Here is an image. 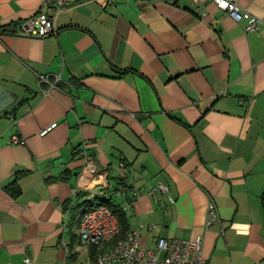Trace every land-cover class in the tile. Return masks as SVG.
Returning a JSON list of instances; mask_svg holds the SVG:
<instances>
[{"label":"crops","instance_id":"0c3cea01","mask_svg":"<svg viewBox=\"0 0 264 264\" xmlns=\"http://www.w3.org/2000/svg\"><path fill=\"white\" fill-rule=\"evenodd\" d=\"M103 4L74 0L35 37L21 25L43 0H0V86L18 97L0 111V264H97L78 235L62 244L83 148L109 189L141 192L142 246L202 236L208 264H264V0L240 2L253 31L212 0Z\"/></svg>","mask_w":264,"mask_h":264},{"label":"built area","instance_id":"2783aa9c","mask_svg":"<svg viewBox=\"0 0 264 264\" xmlns=\"http://www.w3.org/2000/svg\"><path fill=\"white\" fill-rule=\"evenodd\" d=\"M74 0H43L42 9L38 15L21 25L23 34L35 37H47L56 33V15L66 9ZM103 5H108L112 0H98ZM177 3L178 0H164ZM197 1V0H196ZM219 8L226 11L237 22L247 20V31H253L261 24V19L247 11H243L241 0H212ZM48 9H53L51 14ZM48 81L46 77L42 82ZM57 122L52 123L42 131L46 134L55 128ZM13 143L21 142V137L14 135ZM84 167L80 175L78 191L75 198L65 210L63 222V246L69 250V234L78 235L81 242L99 247L97 264H208L204 256V238L198 236L185 240L175 237L160 238L156 247L146 248L141 245V230L130 229L121 238L117 239L120 232V223L116 214L105 204L98 203L100 189L106 188V183L100 180L102 170L95 159L89 156L83 148ZM124 167V164H122ZM118 188L110 194L121 200L124 209H129L140 196L139 190H132L127 183L119 184ZM168 190L164 183L152 189L153 195L166 193ZM82 194V195H81ZM86 195V196H85ZM222 223L219 208L212 198L209 204L207 227ZM26 262L32 261L26 258Z\"/></svg>","mask_w":264,"mask_h":264},{"label":"trees","instance_id":"16d2710c","mask_svg":"<svg viewBox=\"0 0 264 264\" xmlns=\"http://www.w3.org/2000/svg\"><path fill=\"white\" fill-rule=\"evenodd\" d=\"M16 25H17V23L14 26H16ZM12 28H13V26H5V27H3L1 29H2L3 32H7L8 31V32L14 33L15 29H12ZM23 173L24 172H18L17 175H16L17 176V180L15 182H13L12 185L8 186V190L14 196H18L21 193V189H20V187L18 185V179L21 177V175ZM123 183L124 182L119 183V184H123ZM117 186L113 187V189H109V187L100 189V199L99 200H100V202L102 204L107 205L116 214V216L118 217L119 223H120V232H119V234L117 236V239H119L127 231H129L131 229V222H130L129 213L124 209L123 205L121 204L122 201L117 199V198H115V197H113L110 194V191H113V190L118 188ZM69 203H68V205H69ZM262 203H263V206H264V193L262 195Z\"/></svg>","mask_w":264,"mask_h":264},{"label":"water","instance_id":"95a60500","mask_svg":"<svg viewBox=\"0 0 264 264\" xmlns=\"http://www.w3.org/2000/svg\"><path fill=\"white\" fill-rule=\"evenodd\" d=\"M18 97L12 91L0 86V111L7 110L10 106L14 105Z\"/></svg>","mask_w":264,"mask_h":264},{"label":"rangeland","instance_id":"374dc122","mask_svg":"<svg viewBox=\"0 0 264 264\" xmlns=\"http://www.w3.org/2000/svg\"><path fill=\"white\" fill-rule=\"evenodd\" d=\"M99 199H100V197L98 198V203H101Z\"/></svg>","mask_w":264,"mask_h":264}]
</instances>
